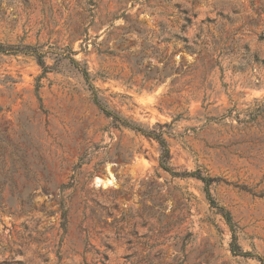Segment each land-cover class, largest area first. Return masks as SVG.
Instances as JSON below:
<instances>
[{"label":"rangeland","instance_id":"1","mask_svg":"<svg viewBox=\"0 0 264 264\" xmlns=\"http://www.w3.org/2000/svg\"><path fill=\"white\" fill-rule=\"evenodd\" d=\"M0 44L49 68L0 54V264H259L231 254L200 181L97 109L66 48L104 106L162 131L174 171L220 179L264 259V0H0Z\"/></svg>","mask_w":264,"mask_h":264},{"label":"trees","instance_id":"2","mask_svg":"<svg viewBox=\"0 0 264 264\" xmlns=\"http://www.w3.org/2000/svg\"><path fill=\"white\" fill-rule=\"evenodd\" d=\"M67 50V53H63V56L65 58L69 59V62L77 68L80 73L82 74L85 82L88 84V88L90 91V97L92 100V103L97 107V109L107 118H109L112 123L116 127H123L128 128L136 133H139L140 135L146 136L148 138L154 139L158 145H159V159L158 164L159 167L166 173H168L173 178H191L200 181L203 184V190L205 193V197L208 201V204L211 208L215 209L217 213L220 214V216L223 218L226 225L229 227L231 231V242L229 245L230 252L233 256H238L244 259H254L259 264H264V259L258 255L253 254L252 252H243L241 251L240 247L237 244V238L235 235V224L233 223L231 214L229 211H227L224 207L220 206L215 199L212 197L210 193V186L212 184L220 182V179L218 178H212L207 175H204L203 172L200 169H196L193 172H178L174 171L170 165H169V159H170V152L168 145L166 141L162 137V131H147L142 129L141 127L121 118L119 115L114 113L113 111L109 110L106 106H104L100 99L97 96L95 88L90 84V76L87 70L80 66L79 62L72 59L70 56L72 52L70 50ZM0 54L3 55H27L33 57L37 64L39 65L42 74L49 72V68L45 65L44 58L46 53H43L40 51L38 47H31V46H4L0 44ZM38 88V85L36 86ZM264 112V105H259L257 108L254 109L255 116L250 118L249 121L252 122L255 117H257L259 114ZM59 209H60V217H61V226L64 228L67 221V209L66 205L64 203V200L61 198L59 201ZM17 264H22L21 262H17Z\"/></svg>","mask_w":264,"mask_h":264},{"label":"bare ground","instance_id":"3","mask_svg":"<svg viewBox=\"0 0 264 264\" xmlns=\"http://www.w3.org/2000/svg\"><path fill=\"white\" fill-rule=\"evenodd\" d=\"M96 184L97 185H105V186H107V185H110V184H112V181L111 180H106V181H102V180H100V179H97L96 180Z\"/></svg>","mask_w":264,"mask_h":264}]
</instances>
